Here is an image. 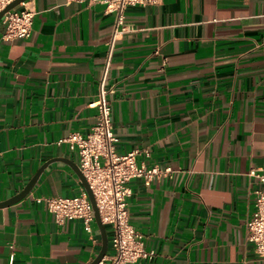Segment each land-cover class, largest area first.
<instances>
[{"label":"crops","instance_id":"obj_1","mask_svg":"<svg viewBox=\"0 0 264 264\" xmlns=\"http://www.w3.org/2000/svg\"><path fill=\"white\" fill-rule=\"evenodd\" d=\"M29 38L0 23V202L53 158L79 164L103 82L115 153L166 176L128 182L129 222L154 252L133 264H264L245 242L264 175V0H161L117 11L31 0ZM84 190L49 165L21 201L0 207V264H89L95 224L59 221L35 200ZM108 250V262L113 255Z\"/></svg>","mask_w":264,"mask_h":264},{"label":"built area","instance_id":"obj_2","mask_svg":"<svg viewBox=\"0 0 264 264\" xmlns=\"http://www.w3.org/2000/svg\"><path fill=\"white\" fill-rule=\"evenodd\" d=\"M15 0H0V12ZM67 2H88L102 4L110 11H117L118 22H121L122 12L130 6L156 5L161 0H67ZM36 12L31 0H25L3 14L0 23L4 25L3 38H29L32 32V22ZM106 90L103 82L100 84L99 96L92 104L98 109L95 126L82 136L72 133L65 140L69 147L77 149L79 155L78 167L86 178L93 193L102 224L110 233V247L113 255L106 262L105 258L98 264H133L138 260H148L154 252L148 250L141 235L129 222L128 198L131 190L128 182L132 179H142L146 184L155 177L166 176L170 171L161 173L155 167L137 164L136 156L140 150H134L125 155L115 153L116 137L111 129V106L105 100ZM264 184V175H255ZM255 211L245 220V242L254 245L259 257L264 258V188L255 192ZM59 221L80 220L84 230L92 231L94 212L85 190L80 195L70 198L39 197L35 200Z\"/></svg>","mask_w":264,"mask_h":264},{"label":"water","instance_id":"obj_3","mask_svg":"<svg viewBox=\"0 0 264 264\" xmlns=\"http://www.w3.org/2000/svg\"><path fill=\"white\" fill-rule=\"evenodd\" d=\"M23 1H25V0H15L12 3H10L8 6H6V8L3 11L0 12V18L3 16V14L5 12L17 7L19 5V3L23 2ZM55 162H64V163L68 164V166H70L71 169L75 172L76 176L78 177V179L81 182V185L83 186L85 192L87 193L88 199L91 203V206H92V209L94 212V222H95V224L99 230L100 236H101V249H100L99 253L96 255V257L89 264H98L103 259V257L106 255L107 250H108L107 232H106L105 226L101 222L99 211L97 209L95 199H94L93 193L89 187V184H88L86 178L84 177V175L81 173L79 167L74 162H71L70 160H67L65 158H53V159L46 161L45 163H43L40 166V168H38L36 173L32 176V178L28 181V183L24 186V188L19 193L14 195L13 197H11L5 201L0 202V207H7V206L13 205V204L21 201L22 199H24L33 190V188L36 186V184H37L39 178L41 177L42 173L44 172V170L49 165H51Z\"/></svg>","mask_w":264,"mask_h":264},{"label":"rangeland","instance_id":"obj_4","mask_svg":"<svg viewBox=\"0 0 264 264\" xmlns=\"http://www.w3.org/2000/svg\"><path fill=\"white\" fill-rule=\"evenodd\" d=\"M109 236H111L110 233H109ZM108 252L113 254L114 253V250L112 248H109V251Z\"/></svg>","mask_w":264,"mask_h":264}]
</instances>
